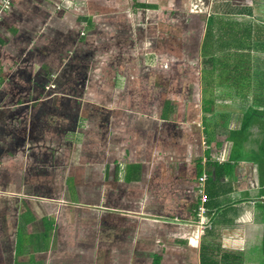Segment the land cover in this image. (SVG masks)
<instances>
[{
	"label": "crops",
	"instance_id": "obj_1",
	"mask_svg": "<svg viewBox=\"0 0 264 264\" xmlns=\"http://www.w3.org/2000/svg\"><path fill=\"white\" fill-rule=\"evenodd\" d=\"M2 1L0 264H264V0Z\"/></svg>",
	"mask_w": 264,
	"mask_h": 264
},
{
	"label": "trees",
	"instance_id": "obj_2",
	"mask_svg": "<svg viewBox=\"0 0 264 264\" xmlns=\"http://www.w3.org/2000/svg\"><path fill=\"white\" fill-rule=\"evenodd\" d=\"M258 103H260V100H257ZM258 127L259 130V135L261 136V138L258 140L257 145H258V152H259V161L261 164V170H262V175H263V181H264V100H263V108L261 111H256V109L254 108H250V111L245 115V118L243 120V125L241 127V129L239 131H233L230 132V139L231 141L234 143V146L237 145L240 146L242 144L238 143V140L240 138H247L248 134L251 132L252 127ZM216 166V164H215ZM199 178L204 176L205 180H207V175H206V170L204 168L201 169V171H199ZM205 180L203 181V183L205 182ZM264 191V190H263ZM201 197V203H200V199H199V205H202L204 208L205 207V202H206V196H204L205 200L202 201V194L200 195ZM198 205V206H199ZM264 206V204H263ZM198 209V207H197ZM197 212V210H196ZM196 215V213H195ZM211 225V223H210ZM211 227V226H210ZM210 229V228H209ZM208 230V229H207ZM263 255H264V243H263Z\"/></svg>",
	"mask_w": 264,
	"mask_h": 264
},
{
	"label": "rangeland",
	"instance_id": "obj_3",
	"mask_svg": "<svg viewBox=\"0 0 264 264\" xmlns=\"http://www.w3.org/2000/svg\"><path fill=\"white\" fill-rule=\"evenodd\" d=\"M90 48V47H89ZM92 52L91 49H89V53ZM94 54V53H93ZM102 55V53H100ZM95 60L89 62L90 64ZM96 71V69L94 70ZM87 201L94 202L95 197L94 196H87L86 197ZM82 204L79 208L74 209V213L77 214L79 222L73 226L72 231L73 234H80L83 230L87 229L88 230V235L91 236L94 233V218H95V211L91 209L90 207H87V203L83 200L82 202H79ZM92 220L93 223L87 224V220ZM67 262V261H66ZM89 264H95L94 261L90 262Z\"/></svg>",
	"mask_w": 264,
	"mask_h": 264
},
{
	"label": "built area",
	"instance_id": "obj_4",
	"mask_svg": "<svg viewBox=\"0 0 264 264\" xmlns=\"http://www.w3.org/2000/svg\"><path fill=\"white\" fill-rule=\"evenodd\" d=\"M11 0H3L1 7H7L10 4ZM205 177L202 176L199 178V182L203 183ZM205 198L202 197V201H204ZM197 226L200 230H205L209 227L208 220L205 216V209L204 207L200 206L197 213Z\"/></svg>",
	"mask_w": 264,
	"mask_h": 264
},
{
	"label": "bare ground",
	"instance_id": "obj_5",
	"mask_svg": "<svg viewBox=\"0 0 264 264\" xmlns=\"http://www.w3.org/2000/svg\"><path fill=\"white\" fill-rule=\"evenodd\" d=\"M204 179H205V178H204ZM202 188H203V187H202V185H201V189H202ZM203 198H204V197H203ZM200 206H202V205H200ZM200 206H199V207H200ZM202 207H203V206H202ZM198 209H199V208H198ZM197 213H198V210H197ZM195 223H196V225H197V214H196V220H195ZM209 227H210V225H209ZM209 227H208V228H209ZM206 229H207V228H206Z\"/></svg>",
	"mask_w": 264,
	"mask_h": 264
},
{
	"label": "water",
	"instance_id": "obj_6",
	"mask_svg": "<svg viewBox=\"0 0 264 264\" xmlns=\"http://www.w3.org/2000/svg\"><path fill=\"white\" fill-rule=\"evenodd\" d=\"M263 202H264V199H263Z\"/></svg>",
	"mask_w": 264,
	"mask_h": 264
}]
</instances>
